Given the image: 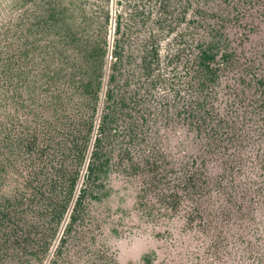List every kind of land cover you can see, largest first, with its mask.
<instances>
[{"label":"trees","instance_id":"trees-1","mask_svg":"<svg viewBox=\"0 0 264 264\" xmlns=\"http://www.w3.org/2000/svg\"><path fill=\"white\" fill-rule=\"evenodd\" d=\"M142 1L134 0L131 6L128 31L131 23L141 24ZM160 1L156 6H169ZM180 2L178 20L192 8L188 28L194 43H182L181 35L177 53L169 57L167 65L183 63L187 77L182 81L175 71L170 81L173 104L161 99L159 114L165 120L174 118L169 114L173 108L178 123L200 144V151L184 162L158 147L142 148L156 119L150 107L153 89L166 80L153 75L161 62L158 35L152 34L141 50L138 67L144 80L133 89L130 78L121 76L135 57L128 50L130 38L122 33L123 15L117 16L118 37L105 90L101 62L97 75L86 79L76 65L67 70L51 67L42 42L31 55L32 28H37V38L42 36L58 7L52 13L46 9L37 24L30 22L27 12L25 19L0 25V264H43L64 227L57 253L61 257L66 245L79 239L77 227L83 225L97 181L110 166L129 175L142 171V198L165 184V191L157 195L159 205L137 196V216L153 234L165 231L161 224L173 210L170 200L208 186V159L218 152L231 178L247 164L257 165L256 191L249 201L259 204L264 215V38L251 43L248 53V34L235 41L229 33L231 25L254 33L257 17L250 19V12L257 5L264 20L263 0ZM158 21L163 32L176 25L168 19L165 24ZM229 73L230 85L224 84L229 101L225 114H220L215 88ZM251 143L257 151L249 161L241 154ZM192 208L189 221L196 222L201 211L194 201ZM260 221L264 228V219ZM157 257V252L146 254L140 264H156Z\"/></svg>","mask_w":264,"mask_h":264},{"label":"rangeland","instance_id":"rangeland-1","mask_svg":"<svg viewBox=\"0 0 264 264\" xmlns=\"http://www.w3.org/2000/svg\"><path fill=\"white\" fill-rule=\"evenodd\" d=\"M158 2L143 0L139 8L141 24L131 23L128 31V18L134 0H0V25L23 16L25 19L27 12L30 22L37 24L42 19H36L44 15L46 9L52 13L54 7H58V15L52 18L42 36L37 38V28H32L31 55L38 53L36 44L42 42L47 48V63L51 67L58 65V68L67 70L76 65V70L86 79L97 75V64L101 62L105 90L114 39L118 37L115 34L117 16L123 15L122 21L126 26H122V33L130 38L128 50L135 57L134 63L127 64L121 76L130 78L133 89L144 80L138 67L141 50L152 34L158 35L161 62L153 75H163L166 80L153 89L150 107L156 119L142 148L158 147L177 162H184L200 151V144L192 138L186 126L178 123L173 108L169 114L174 118L169 120H165L159 110L161 99H168L173 104L170 81L175 71L182 81L187 77L183 63L174 64V68L167 63L169 57L177 53L181 35H184L182 43L193 45L194 35L189 34L188 28L193 11L190 8L187 17L178 20L182 8L180 0H161L168 3L166 9L156 6ZM260 11V7L255 5L250 12V19L257 17L258 28L254 33H248L240 26L229 27L235 41L248 34L245 45L248 53L252 50L251 43L264 38V20ZM158 19L164 24L167 19L175 21V28L163 32ZM231 78L232 73H229L215 88L217 97L214 103L220 114H225L229 101L224 84L229 83ZM181 87L184 88V82ZM247 131L252 135L253 127L249 126ZM256 151L257 146L251 143L241 155L250 161ZM208 161V186L194 195L183 193L176 200H170L173 210L162 221L161 230L165 231L159 235L151 233L150 228L138 218L140 205L137 196L139 194L142 200L159 205L157 195L165 191V184L158 185L142 198V171L129 175L116 167L105 168L97 181L96 192L89 200L91 205L83 225L77 227L79 239L68 243L59 257L57 253L64 232L62 227L43 264H140L144 255L153 256L154 252L158 254L156 264H264V228L259 225L264 215L259 211V204L249 201L250 197L254 199L256 191L257 165L247 164L231 178L225 171L221 153L209 157ZM221 186L226 188V192L221 191ZM193 201L197 202L201 211V219L196 222L189 221Z\"/></svg>","mask_w":264,"mask_h":264}]
</instances>
